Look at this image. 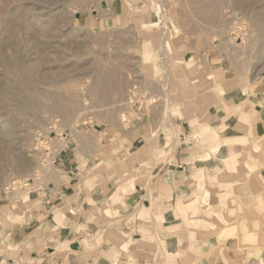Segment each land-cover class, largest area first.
I'll use <instances>...</instances> for the list:
<instances>
[{"label": "crops", "instance_id": "obj_1", "mask_svg": "<svg viewBox=\"0 0 264 264\" xmlns=\"http://www.w3.org/2000/svg\"><path fill=\"white\" fill-rule=\"evenodd\" d=\"M141 2L107 0V13L116 26L131 14L132 29L145 40L136 27ZM157 36L149 43L153 61L165 63L158 84L166 90L138 91L145 98L126 106L127 126L109 137H63L51 181L26 198H0V264H264L253 247L198 231L197 254L186 258L188 211L201 208L205 189L210 198L234 195L220 181L226 158L248 155L236 168L246 200L264 191V169L251 164V146L264 135V76L247 80L215 48ZM194 192L199 197L187 200Z\"/></svg>", "mask_w": 264, "mask_h": 264}, {"label": "rangeland", "instance_id": "obj_2", "mask_svg": "<svg viewBox=\"0 0 264 264\" xmlns=\"http://www.w3.org/2000/svg\"><path fill=\"white\" fill-rule=\"evenodd\" d=\"M141 5L136 27L145 40L132 29L131 14L124 24H111L107 0H0L3 203L26 198L53 179L63 137H109L119 124L127 126L126 106L145 98L138 91L160 85L166 90L164 82L158 84L166 79L165 63L159 67L153 61L156 52L149 43L155 34L165 43L183 40L195 50L215 48L247 80L264 76V0H142ZM165 52L161 46L158 53ZM214 139L213 134L209 141ZM262 140L264 135L251 146L253 171L264 169ZM244 155L227 160L235 164ZM248 183L251 188L250 178ZM241 185L224 199L206 198L210 207L202 213L208 217L193 219L194 231L221 243L237 239L261 258L264 191L246 200Z\"/></svg>", "mask_w": 264, "mask_h": 264}, {"label": "bare ground", "instance_id": "obj_3", "mask_svg": "<svg viewBox=\"0 0 264 264\" xmlns=\"http://www.w3.org/2000/svg\"><path fill=\"white\" fill-rule=\"evenodd\" d=\"M139 11V10H138ZM142 12H143V9L141 10ZM137 15L138 14H143V13H136ZM139 23V22H138ZM154 68H155V65H154ZM209 77V76H208ZM188 100H186V103L188 104V102H187ZM186 104V105H187ZM189 104H190V102H189ZM193 105V104H192ZM179 105H177V107H178ZM177 107H176V109H177ZM179 108V107H178ZM174 112V111H173ZM174 114H176V113H174ZM214 129V128H213ZM212 138V137H211ZM217 138V137H216ZM263 141V140H262ZM217 144V143H216ZM262 146L264 145L263 143L261 144ZM215 147H217V145H215ZM213 149V148H212ZM216 148H214L213 150H211V151H214ZM217 152V151H216ZM215 152V153H216ZM251 154V153H250ZM230 158V157H229ZM228 158H226L225 160H224V167L218 172L219 173V175H220V177H221V179H220V181L222 180L224 183H229L230 184V186H232V188H235L236 187V184H239V183H242V182H245V179H244V177L242 176V177H240V176H238L237 175V172H236V168H237V166H239V165H247L248 164V155L247 154H245L244 155V157L243 158H239L238 160L239 161H237V163H235V164H232V163H230L228 160H227ZM261 161V160H260ZM234 162V161H233ZM261 165H262V163H261ZM240 167V166H239ZM141 177V176H140ZM137 178V177H136ZM135 178V179H136ZM139 178V177H138ZM134 179V180H135ZM219 179V178H218ZM136 181V180H135ZM141 182V181H140ZM217 182H218V180H217ZM125 183V182H124ZM219 183V182H218ZM226 183V184H227ZM224 185L225 184H223L222 186H219L218 185V187L219 188H223L224 187ZM229 186V185H228ZM129 188H130V185H129ZM203 191V190H202ZM210 196V194H209V192H208V190H204V194H203V200H202V204H200V207L201 208H199L198 206H196V207H194L193 209H191L190 211H188V213H187V218H188V221L186 222V224H188V227H189V229L191 230V232H192V237H191V241H190V247H189V254H188V256L190 255V260L193 258V255L196 253V251L194 250V249H192V247H193V245L195 244V243H197L196 242V240H197V238L196 237H198V236H196V235H194L193 236V233H196L197 231H194V229L196 228L195 226H194V224H197L195 221H193V219H196L197 217H198V215H201L202 214V212H203V210L204 209H207V208H209L210 206H208L209 205V203L206 201V198H208ZM199 196H198V193L197 192H194V193H192V195L190 196V198H188L187 200H190V199H193V198H198ZM219 197L221 198V199H224L225 198V196H222V195H219ZM113 200H114V197H113ZM186 200V201H187ZM185 201V202H186ZM215 215V214H214ZM217 216V215H216ZM200 217V216H199ZM215 217V216H214ZM214 217H210L209 219H211V220H217V219H219L218 217H216V218H214ZM217 223V222H216ZM214 227H216V225L214 226ZM210 228V227H209ZM198 229V228H197ZM202 230H204V229H202ZM204 231H206V229L204 230ZM203 231V232H204ZM207 231H208V229H207ZM202 233V232H201ZM206 233V232H205ZM191 234V233H190ZM199 239V238H198ZM198 241V240H197ZM187 258V257H186Z\"/></svg>", "mask_w": 264, "mask_h": 264}]
</instances>
